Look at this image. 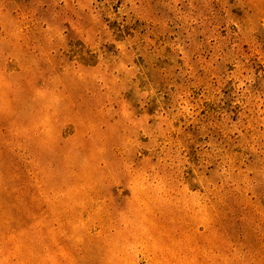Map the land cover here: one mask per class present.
<instances>
[{
	"label": "rangeland",
	"instance_id": "374dc122",
	"mask_svg": "<svg viewBox=\"0 0 264 264\" xmlns=\"http://www.w3.org/2000/svg\"><path fill=\"white\" fill-rule=\"evenodd\" d=\"M0 264H264V0H0Z\"/></svg>",
	"mask_w": 264,
	"mask_h": 264
}]
</instances>
